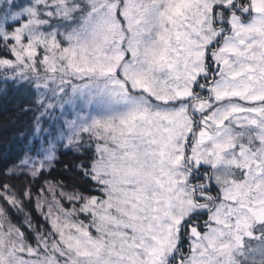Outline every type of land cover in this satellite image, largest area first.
<instances>
[{"label":"snow or ice","instance_id":"snow-or-ice-1","mask_svg":"<svg viewBox=\"0 0 264 264\" xmlns=\"http://www.w3.org/2000/svg\"><path fill=\"white\" fill-rule=\"evenodd\" d=\"M10 89L0 264H264V0H0Z\"/></svg>","mask_w":264,"mask_h":264},{"label":"trees","instance_id":"trees-1","mask_svg":"<svg viewBox=\"0 0 264 264\" xmlns=\"http://www.w3.org/2000/svg\"><path fill=\"white\" fill-rule=\"evenodd\" d=\"M19 102L20 94L12 89L6 95L0 94V169L10 165L22 153L25 140L20 134H28L29 118L19 114ZM60 151L64 153L60 156L62 163L73 159L70 151ZM62 163L57 164V169L62 167Z\"/></svg>","mask_w":264,"mask_h":264}]
</instances>
